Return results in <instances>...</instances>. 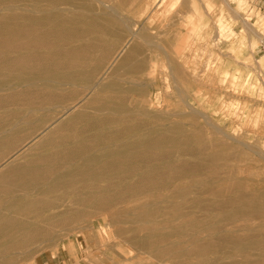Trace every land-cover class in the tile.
I'll use <instances>...</instances> for the list:
<instances>
[{"label":"rangeland","instance_id":"374dc122","mask_svg":"<svg viewBox=\"0 0 264 264\" xmlns=\"http://www.w3.org/2000/svg\"><path fill=\"white\" fill-rule=\"evenodd\" d=\"M64 1L75 14L0 0V264H264V216L232 208L264 192L263 162L209 125L264 151V0H119L124 18L111 20ZM149 21L212 83L179 66L187 100L211 122L185 114L166 74L154 106L149 70L124 66L131 30ZM144 52L166 61L161 48Z\"/></svg>","mask_w":264,"mask_h":264},{"label":"bare ground","instance_id":"6f19581e","mask_svg":"<svg viewBox=\"0 0 264 264\" xmlns=\"http://www.w3.org/2000/svg\"><path fill=\"white\" fill-rule=\"evenodd\" d=\"M61 1V0H60ZM64 1V0H63ZM72 1V0H71ZM79 5H78V10L82 11L83 13H85L86 15H90V16H94L96 18H99V19H102V20H111V19H118V18H124L122 17L123 14H124V11H122L123 9H121V5L119 2V0H75ZM153 1L154 0H149L148 1V7L153 4ZM159 1V0H158ZM165 1V0H164ZM201 1V0H200ZM223 1V0H222ZM226 1V0H225ZM232 1V0H231ZM242 1V0H240ZM239 1V2H240ZM65 2V1H64ZM73 2V1H72ZM162 2V1H161ZM229 2V1H228ZM59 0H52V5L50 6V9L47 10V12H45V15H56V14H60V15H72V14H75V11H72L71 9L69 8H60L59 7ZM186 3V2H184ZM226 3V2H224ZM179 4V1H175L173 2V6L172 8H175L177 5ZM166 5V3H165ZM226 5H230L229 3H227ZM240 5V3L238 4ZM242 5V4H241ZM240 5V6H241ZM19 8V7H18ZM5 9V8H4ZM10 9V8H9ZM16 9V8H15ZM231 9V7H230ZM11 10V9H10ZM169 10V9H167ZM234 10V8H233ZM232 10V11H233ZM3 10H1L2 12ZM142 11V10H141ZM140 11V12H141ZM154 11V10H153ZM162 11V10H161ZM236 11V10H234ZM14 12V11H13ZM31 12V11H30ZM207 12V11H206ZM237 13V11H236ZM35 14V13H34ZM160 14V13H159ZM186 15V14H184ZM208 15V14H207ZM238 15V14H237ZM187 16V15H186ZM209 16V15H208ZM168 17V15H167ZM179 17V16H178ZM131 18V17H130ZM129 18V20H130ZM128 19V17H127ZM217 19V18H216ZM124 20V19H123ZM126 20V19H125ZM134 20V19H133ZM168 20V19H167ZM177 20V19H176ZM120 21V20H119ZM132 21V20H131ZM220 21V20H219ZM124 22V21H123ZM143 22V21H142ZM146 22V21H144ZM159 22V21H158ZM215 22V21H213ZM135 24L133 25H140V23L138 21L135 20L134 22ZM118 24V23H117ZM143 24V23H141ZM216 24H219V23H216ZM127 27L129 29L133 28L131 27V23H128L126 24ZM159 27V24H156V22H147L146 26L144 29H138V30H131V34L132 36L135 38L134 41L132 40H129V42H127V46H129V43H130V46L132 47L131 51L134 52V54H131L129 55L128 57H126V64L124 65L125 67H131V65H129L131 62L133 63L134 60L136 62H139V64H142L143 63V67L145 66L148 70H149V75L150 77L153 79V88L151 90H149V94L147 95L149 98H150V103L153 104L154 106H158L160 107V104H159V100H160V94H159V91H158V87L157 86V82H158V79L157 77L161 76V75H165V79H164V82H166L165 84L168 86V81L171 80L172 82V85L175 86V89L178 91V94L179 96L181 97V99H183V103L185 106H187V108L190 110V112H185V114H189L191 116V118H193V116H202L204 119L208 120L211 122V120L209 119V116L206 115L204 113V111L200 110L199 109V105L198 103L197 104H193V103H190L187 99L188 97L190 96H186V93L184 91V88L183 86L180 84L179 82V79H178V70L180 69L179 66L181 68H183V71H190L192 73V77H195L193 80L196 82V84H201V85H205V86H210V84L212 83H208L206 80L207 79H204L203 76H201L202 74H197L195 70L191 71V69L188 67V61H186L187 57L189 56H186L187 53H183L182 56H179V57H176L175 54L172 55V53H170L169 51H167V49L163 46H161V38L159 39V36L158 35H161L162 33H156L154 32L157 28ZM223 27V26H222ZM141 28V27H140ZM216 29V28H215ZM224 29V28H223ZM250 29V28H249ZM160 30V29H159ZM164 30V29H163ZM176 30V29H175ZM251 30H253V28H251ZM157 31V30H156ZM169 31V30H167ZM178 31V30H177ZM222 31V30H220ZM254 32H256L255 30H253ZM163 32V31H162ZM182 32V31H181ZM188 33V32H187ZM216 33V32H215ZM163 35V34H162ZM218 35V34H217ZM224 36V35H223ZM222 36V38H223ZM132 37V38H133ZM200 37V36H199ZM220 37V36H219ZM226 37V36H225ZM167 38V37H166ZM192 40V37L191 36H185L182 41H183V45L186 46L189 44V42ZM214 40V39H213ZM218 40V39H217ZM19 42V40H18ZM174 42V41H173ZM216 42V41H215ZM194 44V43H193ZM210 44V42H209ZM217 44V43H216ZM4 45L5 43L4 42H0V49L4 48ZM190 46V45H189ZM142 47V48H140ZM144 47V48H143ZM147 47V49L150 51V50H153V49H157V48H161L162 51L165 52L166 54V61L163 62L162 61V64L158 65L159 63L153 58V56H151L152 58L149 60V62L146 63V60H145V48ZM192 47V46H190ZM214 47V46H213ZM216 47V46H215ZM214 47V48H215ZM27 48V47H26ZM64 48V47H63ZM194 48V47H193ZM218 48V47H217ZM216 48V49H217ZM228 48V47H227ZM160 50V49H159ZM177 50V49H176ZM190 50V49H189ZM194 51V50H192ZM38 52V51H37ZM49 52V51H48ZM162 52V53H164ZM51 53V52H49ZM48 53V54H49ZM131 53V52H130ZM143 53V54H142ZM148 53V52H147ZM153 54H154V51H153ZM180 54V53H179ZM194 54V53H193ZM196 54V53H195ZM205 54V53H204ZM222 54V53H221ZM233 54V53H232ZM41 55V54H40ZM120 56V55H118ZM219 57V56H217ZM139 58V59H138ZM141 58V60H140ZM199 58V57H198ZM232 58V57H231ZM161 59V58H160ZM202 59V58H201ZM201 59H198L199 61ZM37 60V59H36ZM190 60H192V57L190 58ZM117 61V58L115 59V62ZM111 64V63H110ZM134 64V63H133ZM188 64V65H187ZM210 64V63H209ZM208 64V66H210ZM123 65V64H122ZM207 65V64H206ZM138 66V65H137ZM197 67V65H195ZM215 67V66H214ZM212 67V68H214ZM119 64L116 66V68H114V71H113V74H116L118 72V69H119ZM205 71V70H204ZM206 71H209V67H208V70ZM45 72V71H44ZM189 72V74L191 75V73ZM129 73V72H128ZM203 73V71H202ZM205 74V73H204ZM207 74V73H206ZM13 75V74H12ZM11 75V76H12ZM17 76V75H16ZM26 77V76H25ZM30 77H32L31 75L29 76V79ZM201 77V78H200ZM28 78V77H27ZM3 79V78H2ZM34 79V78H32ZM213 79V78H212ZM31 80V79H30ZM163 80V79H162ZM209 80V79H208ZM211 80V79H210ZM225 80V79H224ZM235 80V79H234ZM248 80V79H247ZM24 81V80H23ZM26 81H29V80H26ZM37 81V80H36ZM48 81V80H47ZM123 81V80H122ZM21 82V81H20ZM32 82V81H31ZM34 82V81H33ZM39 82V81H38ZM42 82V81H41ZM52 82V81H51ZM124 82V81H123ZM163 82V81H162ZM210 82V81H209ZM227 82V80H226ZM8 83V82H7ZM102 83V82H101ZM137 83V82H135ZM146 83V82H144ZM13 85V83H11ZM61 84V83H60ZM78 84V83H77ZM99 84V83H98ZM103 84V83H102ZM224 82L222 83L221 81H219L218 85H220V87L222 86H225L223 85ZM9 85V84H8ZM65 86V84H63ZM73 85V84H72ZM97 85V84H95ZM135 85V84H133ZM149 85V84H148ZM51 86V85H50ZM91 86V85H90ZM94 86V85H93ZM150 86V85H149ZM152 86V85H151ZM215 86V85H214ZM10 87H13L10 85ZM77 86L75 85L74 88H76ZM88 87V86H86ZM102 87V86H101ZM254 87V85H253ZM252 87V88H253ZM23 88V87H22ZM78 88V87H77ZM85 88V87H84ZM96 88V87H95ZM94 87L92 89H95ZM214 88V87H213ZM215 88H218V87H215ZM8 89V88H7ZM21 89V88H20ZM51 89V88H50ZM63 89V88H62ZM79 89V88H78ZM90 89V88H89ZM88 89V90H89ZM90 89V90H92ZM203 89V88H202ZM5 90V89H4ZM13 91V89H11ZM15 90H19V86L17 89H14ZM25 90V89H23ZM52 90V89H51ZM162 90V89H161ZM205 90V89H204ZM223 90V89H221ZM9 91V90H8ZM20 91V90H19ZM207 91V90H206ZM237 91V90H236ZM60 92V91H59ZM170 92V91H169ZM13 93V92H12ZM185 93L184 97L185 98H182L183 97V94ZM0 94H2V91L0 92ZM14 94V93H13ZM87 94V93H86ZM226 94V93H225ZM230 94V93H229ZM204 97V96H203ZM196 98V97H195ZM207 99V97H206ZM6 100V99H5ZM29 100V99H28ZM195 100V99H194ZM1 101V100H0ZM67 101V100H66ZM73 101V100H72ZM7 104V103H6ZM28 105V104H27ZM162 106V105H161ZM4 107V106H3ZM62 107V106H61ZM202 108V107H200ZM65 109V108H64ZM66 110V109H65ZM67 110H70V109H67ZM36 111V110H34ZM259 111V110H258ZM75 112V111H74ZM30 113V112H29ZM33 113V112H32ZM61 113V112H60ZM59 113V114H60ZM66 113V112H65ZM94 113V112H93ZM110 113V112H109ZM144 113V112H143ZM153 113V112H152ZM132 114V113H131ZM138 114V112L136 113ZM134 114V115H136ZM142 114V113H141ZM140 116H144L143 114ZM166 114V112H165ZM182 114V113H181ZM180 114V115H181ZM116 115V114H115ZM130 115V114H129ZM172 114H170L171 116ZM175 115V114H174ZM178 115V114H177ZM111 116V115H110ZM114 116V114H113ZM127 116V115H125ZM155 116V114H154ZM179 116V115H178ZM122 117V116H120ZM168 117V116H167ZM177 117V116H176ZM196 117V118H197ZM159 119V118H158ZM175 120V119H174ZM173 120V121H174ZM155 121V120H154ZM157 121V120H156ZM160 121V120H159ZM205 121V120H204ZM103 122V121H102ZM153 122V121H152ZM208 123V122H207ZM98 124V123H97ZM104 124V123H103ZM166 125V124H165ZM177 125V124H175ZM208 125V124H207ZM209 125L211 126V129H214L216 131V134L217 135H220L221 137H224L226 138V140H228L229 142L231 143H234V144H238L240 145L242 148L246 149L245 151H248L250 152L251 154L253 155H256L257 157L261 158V161L263 162V171L264 172V151L258 146L255 147V145H249L246 141H244V139L242 137H238L234 134V132L230 133V132H226L224 131L223 129H221L220 127L218 128V126L216 124H213L211 122V124L209 123ZM191 126V125H190ZM195 128V127H194ZM100 129V128H99ZM150 129V128H149ZM197 129V128H196ZM200 129V128H199ZM203 129V127H202ZM57 130V129H56ZM170 130V129H169ZM63 131V130H62ZM61 131V132H62ZM116 131V130H115ZM172 131V130H171ZM199 131V130H198ZM212 131V130H211ZM107 132V131H106ZM144 132V131H143ZM170 132V131H169ZM7 134V133H6ZM57 134V133H56ZM117 134V133H116ZM208 134V133H207ZM206 134V135H207ZM105 135V134H104ZM127 135V134H126ZM125 135V136H126ZM147 135V134H146ZM151 135V134H150ZM171 135V134H170ZM70 136V135H69ZM75 136V135H74ZM57 137V135H56ZM63 137V136H62ZM34 138V137H33ZM66 138V137H65ZM101 139V138H100ZM149 139L153 140V141H157L159 140V137L157 136H153V137H150ZM167 140V139H166ZM37 141V140H36ZM80 142V141H79ZM142 142V141H141ZM85 143V142H84ZM125 143V142H124ZM140 143V142H139ZM156 143V142H155ZM40 144V143H39ZM44 144V143H43ZM136 144V143H135ZM138 144V143H137ZM146 144V142H145ZM159 144V143H158ZM184 144V143H183ZM38 145V144H37ZM65 145V144H64ZM77 145V144H76ZM82 146V145H81ZM103 146V145H102ZM147 146V145H146ZM213 146V144H212ZM252 146L254 148H252ZM38 147V146H37ZM76 147V146H74ZM108 147V146H107ZM73 148V147H72ZM87 148V147H86ZM95 148H98V147H95ZM188 148V146L186 147ZM37 149V148H36ZM75 149V148H74ZM264 149V148H263ZM35 150V149H34ZM79 150V149H78ZM55 151V150H54ZM151 151V150H150ZM15 152V151H14ZM29 152V151H28ZM20 154V153H19ZM19 157V156H18ZM21 158V157H20ZM192 162H195V161H192ZM178 164V163H177ZM232 164V163H231ZM154 164L152 163V166ZM223 165V164H222ZM233 165V164H232ZM133 167V166H132ZM143 167V166H142ZM68 168V167H67ZM66 168V169H67ZM150 168V167H149ZM189 169V168H188ZM35 170V169H34ZM146 170V169H145ZM65 171V170H64ZM199 172V171H198ZM50 174V173H49ZM226 175V174H225ZM58 176V175H57ZM83 176V175H82ZM51 180V179H50ZM49 180V181H50ZM221 182V181H220ZM177 186V185H176ZM189 188V187H188ZM107 193V192H106ZM244 197V196H243ZM247 197V196H246ZM241 199V198H240ZM9 201V200H8ZM148 206V205H147ZM151 206V205H150ZM201 206V205H200ZM149 208V207H148ZM201 208V207H200ZM206 208V207H205ZM232 208L235 209L236 213L238 214H241L242 216L246 217L249 221H253L254 219H256V217L258 215H261V216H264V192H259L258 193V196H253L251 195V197L249 198V200L245 201L243 204H240V205H233ZM190 210V209H189ZM210 211V210H209ZM136 212V211H135ZM143 212V211H141ZM152 213V212H151ZM220 215V214H219ZM216 216V215H215ZM127 218H129L127 215H126ZM221 217V215H220ZM107 219V218H106ZM180 219V218H179ZM128 220V219H127ZM255 221V220H254ZM241 222H243L244 224V220ZM240 222V223H241ZM262 222V221H261ZM113 223V221H112ZM213 223V222H212ZM229 223V222H228ZM226 222V224H228ZM253 223V222H252ZM214 224V223H213ZM246 224V223H245ZM148 225V224H147ZM212 225V224H211ZM216 225V224H215ZM214 225V227H215ZM145 226V225H144ZM264 226V225H263ZM248 227V226H247ZM103 229V227H101ZM110 228V227H109ZM145 228V227H144ZM169 230V229H168ZM104 231V230H103ZM177 231V230H176ZM104 232H107V231H104ZM217 232V231H216ZM226 232V231H225ZM238 232V231H237ZM235 232V233H237ZM239 233H241L239 231ZM106 234V233H105ZM188 234V233H186ZM225 236V234H223ZM261 235V234H260ZM106 236V235H105ZM214 236V235H213ZM217 236V235H216ZM109 238V237H107ZM115 238V237H114ZM189 238V237H188ZM253 238V237H252ZM264 239V238H263ZM109 240V239H108ZM125 241V240H124ZM110 242V241H109ZM112 242V241H111ZM125 243V242H124ZM241 243V241H239V243L237 242V244H235V247H238L239 244ZM126 244V243H125ZM226 244V243H225ZM183 245V244H182ZM168 246V245H167ZM166 246V248H167ZM232 246V245H230ZM234 247V246H233ZM190 248V247H189ZM242 250V249H241ZM249 251V250H248ZM125 252V251H124ZM232 252H235V251H232ZM133 256V255H132ZM223 257V256H222ZM214 259V258H213ZM216 259V258H215ZM214 261V260H213ZM210 262V261H209ZM123 264V263H122ZM161 264V263H160Z\"/></svg>","mask_w":264,"mask_h":264}]
</instances>
